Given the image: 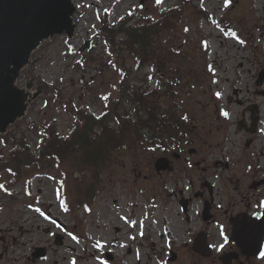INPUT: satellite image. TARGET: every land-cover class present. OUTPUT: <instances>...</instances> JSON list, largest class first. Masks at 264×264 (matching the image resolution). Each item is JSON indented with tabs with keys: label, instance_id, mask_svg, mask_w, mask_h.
<instances>
[{
	"label": "rangeland",
	"instance_id": "obj_1",
	"mask_svg": "<svg viewBox=\"0 0 264 264\" xmlns=\"http://www.w3.org/2000/svg\"><path fill=\"white\" fill-rule=\"evenodd\" d=\"M71 1L70 29L42 38L18 72L19 87L33 76L35 84L29 90L33 92L37 82L43 88L27 100L22 115L19 110L21 116L0 130V156L10 151L13 138L36 149L39 134L32 123L51 121L64 136L78 123L75 107L99 115L108 92H117L123 69L139 88L160 86L158 73L150 65L137 67L118 38L113 53L109 51L98 34L99 17L108 13L113 23L139 10L132 22L151 19L179 0ZM183 4L185 13L170 33L173 50H179L176 69L169 73L177 88V106L171 112L176 122L191 128L187 139L193 142L184 152L190 148L203 152L198 159L214 168L212 179L223 192L232 167L264 166V98L255 92L264 88V78L259 80L264 70V0ZM201 9L211 20L198 14ZM86 40L89 46L80 50ZM118 52L125 54L124 60ZM251 102L261 107V124L259 131L247 136L234 123L242 106ZM210 123L226 125V138L222 140V133L202 141L199 135L206 131L203 126L212 128ZM246 137L252 139L249 147L244 145ZM209 142H220L222 148L206 146ZM159 154L137 146L122 148L110 153L111 159L101 160L96 176L82 170L77 159L69 167L53 162L25 167L13 181L10 172L0 171V264H164L170 248L178 251L179 259L169 264H197L190 253L200 228L199 201L193 198L186 219L179 214L176 194L178 188L190 194L201 174L188 166L184 172L155 175L153 163ZM214 161L221 163L215 166ZM71 191L74 197L69 196ZM214 197L215 205L226 207L225 194ZM219 219L223 220L222 213ZM217 231L221 230L212 225L211 232L218 235ZM42 249L44 254L34 258Z\"/></svg>",
	"mask_w": 264,
	"mask_h": 264
},
{
	"label": "trees",
	"instance_id": "obj_2",
	"mask_svg": "<svg viewBox=\"0 0 264 264\" xmlns=\"http://www.w3.org/2000/svg\"><path fill=\"white\" fill-rule=\"evenodd\" d=\"M184 4L183 0H179L156 17L136 22H132L135 13L123 16L116 23L109 22L107 13L101 15L98 34L109 51L113 53L118 38L117 43H120L125 53L136 59L137 67L150 65L158 73L161 77L160 86L156 89L139 88L130 78H126L127 73L123 69L117 82V92L114 93L113 89L108 92L105 110L100 115L83 111L80 106L75 107L78 123L64 136L57 133L51 121L41 123L36 127L39 132L36 149H32L26 140L15 141L13 138L10 151L0 156V170L17 175L25 167L40 168L45 162L69 167L77 159L84 167L82 170L96 176L101 160L112 158L110 153L135 146L148 148L151 121L172 120L174 115L171 110L177 106L174 100L177 88L173 86L169 73L176 69L173 64L179 52L173 50L170 33L175 31L185 13ZM117 55L124 60L123 52ZM163 103L170 107L165 109ZM177 135L173 132V137ZM63 174L67 183L64 171ZM71 197H74V193Z\"/></svg>",
	"mask_w": 264,
	"mask_h": 264
},
{
	"label": "flooded vegetation",
	"instance_id": "obj_3",
	"mask_svg": "<svg viewBox=\"0 0 264 264\" xmlns=\"http://www.w3.org/2000/svg\"><path fill=\"white\" fill-rule=\"evenodd\" d=\"M263 89L255 92H264ZM241 104V101H238ZM240 116L235 120L234 125L242 129L246 135L254 134L258 131L260 125V110L258 104L244 105L239 111ZM252 118L256 121L253 125ZM210 127L203 128L199 138L207 141L209 138H215L217 134H222V140L226 138L228 130L224 124L210 123ZM191 130V129H190ZM204 132V133H203ZM206 137H205V136ZM153 142L157 145L156 141ZM252 139L246 137L244 145L249 147ZM213 148H222L219 143H207L206 146ZM167 148L168 146L165 145ZM203 152L190 148L187 154H174V151H161L159 155L166 156L169 159V168L154 172L155 175L167 176L174 171H183L187 169L188 164L192 163L200 172L196 180L197 188L192 189L190 194L184 193L182 188H178L176 201H178L179 214L188 219V211L193 198H197L200 206V228L198 232L205 238L209 248L208 254L201 255L191 250V255L197 258L199 264H264V166L246 165L244 168L232 167L227 177V186L223 184V192L218 182L212 179L215 173L208 163L198 159ZM194 157L195 159L191 158ZM216 166L218 161H214ZM181 182V181H180ZM178 181L175 184L178 185ZM193 184L194 180L189 179ZM217 185V187H216ZM227 196L226 207L220 209L213 203L214 194ZM186 199V200H185ZM186 207L184 209V206ZM223 214V220L219 219ZM204 214L208 216L204 218ZM214 225L218 235L211 232V226ZM167 254V263L177 262L179 259L178 251L170 248ZM197 263V264H198Z\"/></svg>",
	"mask_w": 264,
	"mask_h": 264
},
{
	"label": "water",
	"instance_id": "obj_4",
	"mask_svg": "<svg viewBox=\"0 0 264 264\" xmlns=\"http://www.w3.org/2000/svg\"><path fill=\"white\" fill-rule=\"evenodd\" d=\"M73 9L70 0H0V127L22 109L21 93L13 86L18 70L42 38L60 27L70 29ZM163 160H157V169L164 167ZM193 249L202 252L196 245ZM42 254L43 250L33 256Z\"/></svg>",
	"mask_w": 264,
	"mask_h": 264
},
{
	"label": "bare ground",
	"instance_id": "obj_5",
	"mask_svg": "<svg viewBox=\"0 0 264 264\" xmlns=\"http://www.w3.org/2000/svg\"><path fill=\"white\" fill-rule=\"evenodd\" d=\"M62 28H64V27H60L59 29H62ZM27 95H28V94H27ZM113 244H114V245H117L118 243H117V241H115ZM90 255H92V254H90Z\"/></svg>",
	"mask_w": 264,
	"mask_h": 264
},
{
	"label": "snow or ice",
	"instance_id": "obj_6",
	"mask_svg": "<svg viewBox=\"0 0 264 264\" xmlns=\"http://www.w3.org/2000/svg\"><path fill=\"white\" fill-rule=\"evenodd\" d=\"M157 2H159V0H157Z\"/></svg>",
	"mask_w": 264,
	"mask_h": 264
}]
</instances>
